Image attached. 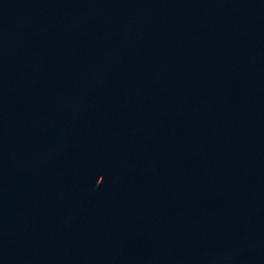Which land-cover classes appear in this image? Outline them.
Wrapping results in <instances>:
<instances>
[{
  "label": "water",
  "instance_id": "obj_1",
  "mask_svg": "<svg viewBox=\"0 0 264 264\" xmlns=\"http://www.w3.org/2000/svg\"><path fill=\"white\" fill-rule=\"evenodd\" d=\"M0 264H264V0H0Z\"/></svg>",
  "mask_w": 264,
  "mask_h": 264
}]
</instances>
